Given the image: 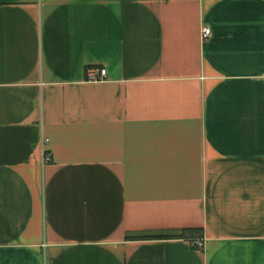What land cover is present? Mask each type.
Returning <instances> with one entry per match:
<instances>
[{
	"label": "crops",
	"instance_id": "crops-1",
	"mask_svg": "<svg viewBox=\"0 0 264 264\" xmlns=\"http://www.w3.org/2000/svg\"><path fill=\"white\" fill-rule=\"evenodd\" d=\"M0 264H264V0H0Z\"/></svg>",
	"mask_w": 264,
	"mask_h": 264
},
{
	"label": "built area",
	"instance_id": "built-area-1",
	"mask_svg": "<svg viewBox=\"0 0 264 264\" xmlns=\"http://www.w3.org/2000/svg\"><path fill=\"white\" fill-rule=\"evenodd\" d=\"M211 35V29L209 27H205L201 31V37L202 39H206ZM106 78V70L105 69H98L92 73V75L89 77L90 81L96 82V81H102ZM49 160V157L46 155L43 157V162ZM203 240L199 239L195 241V245L197 247H203Z\"/></svg>",
	"mask_w": 264,
	"mask_h": 264
},
{
	"label": "trees",
	"instance_id": "trees-1",
	"mask_svg": "<svg viewBox=\"0 0 264 264\" xmlns=\"http://www.w3.org/2000/svg\"><path fill=\"white\" fill-rule=\"evenodd\" d=\"M163 237H168V236H160V238H163Z\"/></svg>",
	"mask_w": 264,
	"mask_h": 264
}]
</instances>
